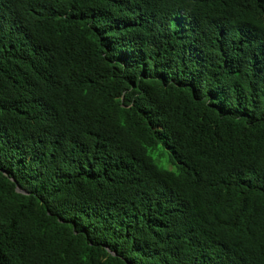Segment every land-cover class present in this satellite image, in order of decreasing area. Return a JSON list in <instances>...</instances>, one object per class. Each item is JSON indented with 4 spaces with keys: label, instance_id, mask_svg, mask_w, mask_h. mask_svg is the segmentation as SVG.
Returning a JSON list of instances; mask_svg holds the SVG:
<instances>
[{
    "label": "trees",
    "instance_id": "1",
    "mask_svg": "<svg viewBox=\"0 0 264 264\" xmlns=\"http://www.w3.org/2000/svg\"><path fill=\"white\" fill-rule=\"evenodd\" d=\"M0 264H264V0H0Z\"/></svg>",
    "mask_w": 264,
    "mask_h": 264
},
{
    "label": "rangeland",
    "instance_id": "2",
    "mask_svg": "<svg viewBox=\"0 0 264 264\" xmlns=\"http://www.w3.org/2000/svg\"><path fill=\"white\" fill-rule=\"evenodd\" d=\"M164 156H165L164 161H165V160L168 161V160H169V157H168L167 152H165ZM164 168H166V169H168V170H171V169H172L171 166H170L169 164H167V163H165Z\"/></svg>",
    "mask_w": 264,
    "mask_h": 264
},
{
    "label": "water",
    "instance_id": "3",
    "mask_svg": "<svg viewBox=\"0 0 264 264\" xmlns=\"http://www.w3.org/2000/svg\"><path fill=\"white\" fill-rule=\"evenodd\" d=\"M16 191H20L18 188H16Z\"/></svg>",
    "mask_w": 264,
    "mask_h": 264
}]
</instances>
